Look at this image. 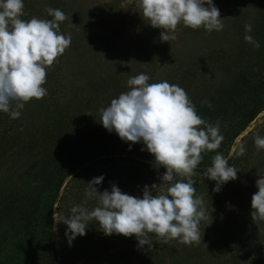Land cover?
<instances>
[{
	"label": "rangeland",
	"instance_id": "374dc122",
	"mask_svg": "<svg viewBox=\"0 0 264 264\" xmlns=\"http://www.w3.org/2000/svg\"><path fill=\"white\" fill-rule=\"evenodd\" d=\"M23 2V20H30L33 16L52 19L45 11L46 7L63 11L67 19L60 24V31L65 35L71 34L72 41L70 47L54 63V68L47 70V82L43 87L47 89L48 94L25 105L17 119L21 122L34 120L39 123L43 109H47L52 98L66 103L73 96H80L83 89L95 80H102V83L108 86V96L105 99L102 96V99L103 103L109 100L110 105L112 99L130 90L127 80L140 73L150 77L149 83L166 80L170 84L179 85L187 92L195 107L202 110L203 101L218 98L221 93L228 91L237 71L255 68L259 49L245 42L244 25H252L250 34L259 43L262 38L259 31L264 30V14L261 7L264 0H213L220 10L223 30H213L209 33L203 27L193 30L181 23L175 33L177 39L171 42L161 41L160 34L164 30L152 27L142 18L140 9L136 7V0ZM223 63L228 73L221 70ZM7 118H10L8 113L0 112V127ZM100 119L99 110L94 116V123L90 124L106 131ZM112 133L124 145L129 143L123 141L114 130H107L108 135H113ZM256 135L264 137V110L255 123H251L240 134L231 148L229 164L239 169L237 179L223 184L219 192L213 190L216 181L205 178L203 172H194L196 195L203 197L208 217L199 225V244L189 246L179 243L178 240L160 244L155 235L151 234V248L145 245L129 255L130 251H134L130 245L132 237L122 234L105 235L100 230L99 223L93 222L86 229V235L76 237L70 245L65 235L67 225L55 221L60 264H168L166 260L161 261L164 256L167 258L168 254L175 257L174 260L170 259L169 264L196 261L199 256H209L211 261V256H216V249H225L224 252L228 251V256L230 251L236 250L237 245L238 249L240 243L237 238L249 239V235L245 236L244 231L253 234L250 245H246L247 240L241 242L249 252L242 253L238 261L232 263L264 264V222L255 223L251 217L252 196L258 192V172H264V150L257 151L254 144ZM241 146L246 149L242 156L238 155ZM110 158L108 163L115 165L131 162L128 160V153L115 154ZM34 163L28 158L0 173V193L14 180L25 178ZM165 172L166 169H153L152 174H148L136 184L135 190L130 192L126 189L122 192L142 198L144 187L162 184L160 177ZM175 179L179 180L180 177ZM72 182V176H69L61 187V195L67 189L72 190ZM96 188L99 192L111 191L112 184L103 181L96 185ZM152 194L155 195V191ZM83 198L75 200V205L82 204L86 197ZM95 206L94 199H88L85 205L90 209ZM58 207L56 204L54 214L57 213V220L62 221L70 213L62 212L61 216ZM67 211L70 212L65 207V212ZM249 246L254 247L253 250ZM141 249H147L145 254L148 255L137 260L135 255L137 252L142 254ZM198 249L202 250L200 254ZM150 255L154 257L151 259Z\"/></svg>",
	"mask_w": 264,
	"mask_h": 264
},
{
	"label": "clouds",
	"instance_id": "9594fccd",
	"mask_svg": "<svg viewBox=\"0 0 264 264\" xmlns=\"http://www.w3.org/2000/svg\"><path fill=\"white\" fill-rule=\"evenodd\" d=\"M207 5V6H205ZM23 0H0V112L18 119L21 110L33 99L40 100L48 93L43 85L47 82V70L70 47L71 34L60 31V23L67 19L58 8L46 7L52 19L25 15ZM142 18L154 28L164 31L162 42L177 39L179 24L207 32L222 31L224 24L213 0H136ZM246 43L255 49L260 43L250 34L252 25H244ZM150 77L140 73L127 80L129 91L122 92L110 105L101 108L103 127L113 130L125 142H143L155 157V167L166 168L160 177L162 184L145 186L143 197L125 194L115 184L111 191L99 192L96 185L104 176L93 178L85 189V201L71 207L70 215L62 221L67 225L68 242L86 235V229L98 222L105 235L122 234L136 236L139 246L152 247L150 234L160 244L171 240L191 246L199 244V225L206 220V208L202 196L196 195L193 175L203 160L202 153L217 150L224 137L220 132V121L215 124L205 121L197 114L195 105L187 92L168 81L149 83ZM209 108L210 101H203ZM203 125V127H201ZM257 151L264 150V137L256 135ZM142 151L144 149H141ZM241 146L238 155H244ZM229 157L217 153L212 157V166L203 172L205 178L216 181L213 189L237 179V169L229 164ZM258 192L251 200V217L255 223L264 222V172H258ZM176 177H180L176 180ZM175 181V182H173ZM155 191V195H153ZM88 199L96 206L85 207Z\"/></svg>",
	"mask_w": 264,
	"mask_h": 264
},
{
	"label": "trees",
	"instance_id": "16d2710c",
	"mask_svg": "<svg viewBox=\"0 0 264 264\" xmlns=\"http://www.w3.org/2000/svg\"><path fill=\"white\" fill-rule=\"evenodd\" d=\"M261 7L264 14V3ZM259 32L262 38L255 68L237 71L228 91L207 100L211 102V108L206 104L202 110L196 108L205 121L212 124L220 121L224 139L217 150L202 153L203 160L195 172H204L212 166V157L217 153L228 158L236 139L264 110V30ZM221 70L228 73L224 63ZM108 92L109 88L102 80H95L83 89L82 96H73L66 103L52 98L47 109H43L39 123L7 118L1 124L0 173L28 158L35 163L25 178L14 180L0 193V264H60L53 219L56 204L62 216V212L70 213L65 212V207L70 211L74 201L85 196L83 192L93 178L104 176L103 181L115 184L121 191L131 192L138 182L153 173V169L158 170L155 157L142 141L124 145L114 133L108 135L107 130L90 124L94 123V116L102 107L109 106V100L103 103L102 99ZM126 153L131 160L129 164L108 163L111 156ZM69 176L73 179L72 192L65 189L61 195V187ZM243 233L249 235V239L237 238L241 246L237 249V245L229 256L227 250L225 253V249L220 248L216 249V256H211V261L209 256H199L196 261L178 264L236 263L242 253L249 252L241 242L252 243L253 234ZM131 237L130 245L134 251L129 255L140 247L136 236ZM141 250L142 254L137 252L135 255L137 260L148 255L145 254L147 249ZM201 251L198 249L199 254ZM153 257L150 255L151 259ZM170 259L174 260V255L168 254L161 261L166 260L169 264Z\"/></svg>",
	"mask_w": 264,
	"mask_h": 264
},
{
	"label": "water",
	"instance_id": "95a60500",
	"mask_svg": "<svg viewBox=\"0 0 264 264\" xmlns=\"http://www.w3.org/2000/svg\"><path fill=\"white\" fill-rule=\"evenodd\" d=\"M252 123H255V121H253Z\"/></svg>",
	"mask_w": 264,
	"mask_h": 264
}]
</instances>
